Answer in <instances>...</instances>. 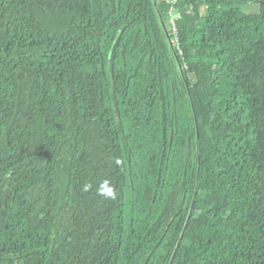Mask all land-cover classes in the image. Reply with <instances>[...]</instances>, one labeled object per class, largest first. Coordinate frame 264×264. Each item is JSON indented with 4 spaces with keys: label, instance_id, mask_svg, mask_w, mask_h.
I'll list each match as a JSON object with an SVG mask.
<instances>
[{
    "label": "trees",
    "instance_id": "1",
    "mask_svg": "<svg viewBox=\"0 0 264 264\" xmlns=\"http://www.w3.org/2000/svg\"><path fill=\"white\" fill-rule=\"evenodd\" d=\"M172 1L183 72L154 0H0V264H264V3Z\"/></svg>",
    "mask_w": 264,
    "mask_h": 264
},
{
    "label": "water",
    "instance_id": "2",
    "mask_svg": "<svg viewBox=\"0 0 264 264\" xmlns=\"http://www.w3.org/2000/svg\"><path fill=\"white\" fill-rule=\"evenodd\" d=\"M261 3H264V0H261L260 1ZM154 5L156 6V8H157V10H158V12H159V16H160V22H161V24H162V26H163V29H164V31H165V33H166V36H167V38H168V41H169V43L171 44V47H172V49H173V52H174V54H175V56H176V59H177V62H178V64H179V69L181 70V72H183L184 71V65L182 64V62H181V60H180V58H179V52L176 50V43H175V38L173 37V35H172V33H173V26H172V24L170 23V20H169V18H167V17H164L163 16V14H162V12L159 10V8L157 7V0H154ZM186 85H187V88H188V90H189V93H190V86H189V84H188V82L186 81ZM191 216V215H190ZM190 216H189V218H190ZM189 218H188V220H189Z\"/></svg>",
    "mask_w": 264,
    "mask_h": 264
},
{
    "label": "built area",
    "instance_id": "3",
    "mask_svg": "<svg viewBox=\"0 0 264 264\" xmlns=\"http://www.w3.org/2000/svg\"><path fill=\"white\" fill-rule=\"evenodd\" d=\"M173 3L176 2V0H173L172 1ZM181 16V13L177 10V8L173 7L170 11V14H169V20H170V23L172 24L173 26V31L176 32L177 29H176V21L180 18Z\"/></svg>",
    "mask_w": 264,
    "mask_h": 264
},
{
    "label": "rangeland",
    "instance_id": "4",
    "mask_svg": "<svg viewBox=\"0 0 264 264\" xmlns=\"http://www.w3.org/2000/svg\"><path fill=\"white\" fill-rule=\"evenodd\" d=\"M246 10L247 11H251V12H258L260 10L259 5L256 4H249L246 6ZM173 34V33H172ZM175 38V37H174ZM197 264H202L201 262H198Z\"/></svg>",
    "mask_w": 264,
    "mask_h": 264
}]
</instances>
